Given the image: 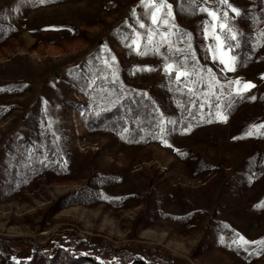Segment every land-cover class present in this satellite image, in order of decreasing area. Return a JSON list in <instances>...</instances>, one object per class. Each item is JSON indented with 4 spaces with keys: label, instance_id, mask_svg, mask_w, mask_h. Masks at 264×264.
<instances>
[{
    "label": "rangeland",
    "instance_id": "1",
    "mask_svg": "<svg viewBox=\"0 0 264 264\" xmlns=\"http://www.w3.org/2000/svg\"><path fill=\"white\" fill-rule=\"evenodd\" d=\"M163 2L153 23L149 0H0V264L115 260L107 250L130 252L124 264H264V0H228L238 14L221 0ZM176 28L195 39L171 45ZM214 32L231 69L213 59ZM165 44L200 58L203 100L221 73L247 102L177 130ZM103 83L154 98L170 131L134 143L87 126L109 104Z\"/></svg>",
    "mask_w": 264,
    "mask_h": 264
},
{
    "label": "trees",
    "instance_id": "2",
    "mask_svg": "<svg viewBox=\"0 0 264 264\" xmlns=\"http://www.w3.org/2000/svg\"><path fill=\"white\" fill-rule=\"evenodd\" d=\"M263 4L264 2L256 6V14H259V16L264 13V11H261ZM259 27L260 32H264V19L259 24ZM183 37L195 39V35L191 34L188 29L176 28V31L169 36L168 40L173 45L182 40ZM244 39L247 40L248 38L240 35L237 51L245 52ZM171 45L165 44V47L162 46V49L166 50V59L175 67L188 73L187 76H182L179 80L172 73L171 83H169L168 92L172 96L173 105L178 110L175 126L177 130L184 131L188 127H201L209 120L215 118L219 108L229 116L240 105L247 102V95L233 93L232 83L230 86L229 81L223 80L221 73H218L219 78L216 80L213 96L203 100L201 83H199L203 73L202 61L197 56H190L183 51H179V49L173 48ZM103 68L105 66L101 69ZM100 79L102 80V78ZM103 86H106L109 90V104L100 115L96 114L95 116L91 115L89 118L86 117L87 126L110 127L121 134L125 140L134 143L159 141L162 138V134L164 135L170 131L171 125L168 123L165 114L162 113L160 104L147 93L118 83H103ZM161 127L164 129L163 132L160 130ZM107 252V256L113 258V255H116V259L108 260L105 263L102 259H92L86 256L75 257L66 253L65 260L68 264H118L117 260H123L125 257H129L130 254V252L125 253L123 251L112 253L107 250ZM131 257L129 259L133 260L132 264H160L154 262L146 263L138 261L137 257ZM125 262L123 260L121 264Z\"/></svg>",
    "mask_w": 264,
    "mask_h": 264
},
{
    "label": "snow or ice",
    "instance_id": "3",
    "mask_svg": "<svg viewBox=\"0 0 264 264\" xmlns=\"http://www.w3.org/2000/svg\"><path fill=\"white\" fill-rule=\"evenodd\" d=\"M40 2L43 3L44 0H40ZM149 2H150L151 8L154 9V11L152 12V21H153V23H156L157 22V12H159L162 8H164L165 4H164L163 0H161V3H159V4H156V3L152 2V0H149ZM221 3L227 5V7L230 8L233 13H237L238 14L239 10L237 8H235L233 5L229 4L228 0H221ZM167 7L169 9L168 15L170 16L171 15V7L172 6L169 4V5H167ZM202 10L206 11L208 13V15L211 16L214 20L218 19L217 12L214 9L204 8ZM227 16H228V13L224 12V18L225 19L227 18ZM218 26H219V28L221 30H224L227 27L224 23H220ZM141 27H143V25H141ZM213 27H215V25ZM227 31L230 34V38L235 40L236 39V35L234 33H232V29L230 27H227ZM207 35H208V32H207V29H206L205 30L206 38H207ZM213 38L217 41L216 50L213 51V59H216V53L219 52L220 63L223 64L226 69H231L233 64H234V62H235V57L234 56H229L228 53L223 50L224 49V41H222L221 37L219 35H217L215 32L213 33ZM230 50L231 49L229 47V51ZM165 70L167 72H171L173 70V66L170 65V64H166L165 65ZM187 75H188L187 71L181 70L179 68L176 69V78H177V80H179L181 76H187ZM212 79L215 80V77H212ZM231 83L232 82H230V86H231ZM235 83L237 85H240L241 82L239 80H237V81H235ZM250 87H253V85H251L250 83H245L244 84V88L245 89H248ZM238 91H239V89H238ZM251 98L255 99V97H251ZM221 119H226V117H221ZM253 127H255V126H253ZM262 127H264V125H262ZM160 130H161V132H163L164 131L163 127H161ZM249 134H251V133H249ZM164 142L167 143V141H164ZM240 240L243 243H245V244L249 243V241L244 240L243 237H240ZM252 243H257V242L253 241ZM259 243L264 244V240L260 241Z\"/></svg>",
    "mask_w": 264,
    "mask_h": 264
}]
</instances>
